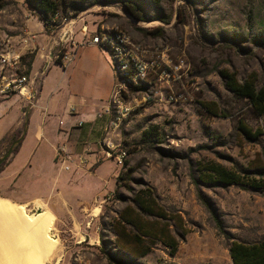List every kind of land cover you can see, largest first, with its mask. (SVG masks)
Masks as SVG:
<instances>
[{"label":"rangeland","instance_id":"374dc122","mask_svg":"<svg viewBox=\"0 0 264 264\" xmlns=\"http://www.w3.org/2000/svg\"><path fill=\"white\" fill-rule=\"evenodd\" d=\"M138 1L145 11L144 21L129 16L120 1L107 0L77 16L70 12L56 32H46L51 37H47L49 42L69 31L75 42L83 44L97 32L122 31L146 56L159 58L162 68L170 70L160 79L149 75L144 92H132L128 87L120 90L132 111L111 137L117 150L127 152L124 161L128 165L106 157L102 142L97 165L88 169L91 174L76 176L74 170L80 167L72 164L66 176L48 188H40V166L35 164L22 188L28 198L26 212L34 215L45 210L55 216L53 233L61 246L57 264H233L229 252L232 240L264 239V188L204 184L196 179L200 169L218 164L249 175L264 186V113L248 99L232 93L226 77L258 87L264 84V0ZM0 3L6 4L0 10V43L22 48L23 56L35 53L37 49H32L24 28L26 19L37 17L36 13L25 0ZM80 33H84L83 40ZM25 38L28 47H24ZM91 47L80 52L84 64L71 80L79 91L77 97L103 106L113 90H119V76L109 52ZM3 49L0 45V53ZM51 58H55L54 51ZM24 106L23 122L25 113L31 111L29 103ZM13 109L9 116L17 119L20 112L17 107ZM64 118L65 127L69 120ZM110 120L112 117L107 123ZM241 126L261 135L248 139ZM14 133L0 139V159L10 148ZM105 138L104 131L103 141ZM15 155H10L0 175ZM150 194L155 210L165 218L140 216L138 220L159 238H136L133 250L124 249L114 237V220L126 208L131 218H137L128 204ZM214 216L224 233L217 229ZM22 220L7 218L1 223L18 227L13 234L19 239L12 233L10 239L20 248L23 241L21 250L32 253L30 260L36 262L39 252L35 250L34 232L21 225ZM173 239L178 246L175 257L170 256L166 244ZM146 250L148 253L141 256Z\"/></svg>","mask_w":264,"mask_h":264},{"label":"crops","instance_id":"0c3cea01","mask_svg":"<svg viewBox=\"0 0 264 264\" xmlns=\"http://www.w3.org/2000/svg\"><path fill=\"white\" fill-rule=\"evenodd\" d=\"M32 16L26 19L24 31L25 35H30L32 49H37L30 78L35 80V84L38 81L40 84L37 88L35 86L37 94L31 106L26 136L14 160L0 175V196L9 198L17 206L24 205L26 209L28 198L23 194L22 188L27 184L26 176L32 172L33 166L35 164L40 166V188L43 186L48 188L55 180L66 176L67 174L56 161L57 147L66 144L75 161L77 157L87 159L84 167L74 170L75 175L91 174L92 172L89 173L88 169L97 165L99 155L102 153L101 143L104 139V129L108 124V117L99 116L102 105H90L77 97L79 91L71 80V76H75L84 64L79 56L80 52L85 50V47L91 46L79 47L71 66L66 69L62 68L56 58H51L54 41L47 40V37H51L46 34L43 23L34 15ZM84 37V33H80L82 40ZM40 44L42 49H40ZM0 45L4 47V51L6 45L9 44L0 43ZM91 48L96 49L93 46ZM15 50L23 53L22 48H15ZM102 51L105 52V50ZM48 61L50 64L43 73ZM40 76L41 80L38 78ZM23 103L26 105L27 102L19 95L0 97V139L22 127L24 116L22 109L25 107ZM72 106L76 110L73 116L69 114ZM14 107H17V111L20 112L17 119L9 116V112ZM64 117L69 121L67 126L60 127V121L64 120ZM57 118H60L58 123ZM81 121L85 123L79 127L78 123ZM259 240L255 239L247 243Z\"/></svg>","mask_w":264,"mask_h":264},{"label":"trees","instance_id":"16d2710c","mask_svg":"<svg viewBox=\"0 0 264 264\" xmlns=\"http://www.w3.org/2000/svg\"><path fill=\"white\" fill-rule=\"evenodd\" d=\"M107 0H25L26 4L32 9L39 20L43 23L46 32L54 33L60 27L63 19H67L69 13L71 12L72 16H77L83 11L87 10L91 6L98 5ZM123 4L124 10L131 16L134 20L144 21V8L138 0H118ZM6 4L0 3V10L5 9ZM165 21V20H163ZM166 23H169L166 20ZM109 52V50L100 48ZM110 53V52H109ZM35 59V53L26 54L22 57V61L25 65V70L22 72L25 75H30L32 70V65ZM114 68V66H113ZM115 71V68H114ZM228 79L227 87L228 89L237 96L248 99L261 114L264 113V84L262 87H258L255 83L245 82L239 83L235 78L230 75L226 76ZM129 90L132 92H144L146 86H133L129 85ZM29 124V113H25V118L23 126L21 129L17 130L13 135L18 136L11 141L10 148L13 146L12 154L15 155L18 153L20 146L26 136L27 129ZM240 129L244 132L248 139H255L261 133L252 134L245 126H241ZM9 148V149H10ZM8 149V150H9ZM8 152V151H7ZM3 157V156H1ZM8 160V159H7ZM6 160V161H7ZM5 161V162H6ZM4 162V163H5ZM4 163L0 166V170L3 168ZM128 162L124 161V166H127ZM200 176L196 179V182L201 183H211L220 186H239L241 188L248 189H261L264 186L261 182L257 181L255 178L250 177L249 175H240L234 171H230L227 168L218 165L211 164L205 169H200ZM248 174V173H246ZM119 179L122 180V175L119 176ZM150 195H147L148 198L136 199L131 201L130 206H127L130 209L131 213H135L137 218H131L129 212L126 208L118 220H114V237L117 240V243L124 249L133 250L134 240L136 238L149 236L156 241V238H159L157 234H151L145 230L143 226L139 224L138 218L140 216L151 217L156 219H164L165 217L155 210L156 205L154 201L150 200ZM145 196V195H144ZM198 197L202 199V194L199 192ZM209 208V206H208ZM214 221L216 227L220 232L224 233L222 224L214 216ZM146 231L145 233H143ZM133 235V236H130ZM163 236V237H162ZM162 238H165L164 234ZM160 237V238H161ZM159 240V239H158ZM170 250V256L175 257L178 251L177 243L173 242L166 243ZM230 257L233 264H264V239H261L254 243L239 242L232 240L230 248ZM148 251L141 252V256H145Z\"/></svg>","mask_w":264,"mask_h":264},{"label":"built area","instance_id":"2783aa9c","mask_svg":"<svg viewBox=\"0 0 264 264\" xmlns=\"http://www.w3.org/2000/svg\"><path fill=\"white\" fill-rule=\"evenodd\" d=\"M67 35L66 40L62 41L61 37ZM24 47H28V39H23ZM79 46H93L109 50L113 66L119 76V84L116 85L119 90L111 95L110 99L102 106L99 111L101 117H112V120L105 126L106 138L103 141L105 144V155L122 164L126 159L127 152L117 150V146L112 142V135L116 134L124 119L131 113L132 107L127 105L121 98V91L123 87L142 86L145 85V80L149 75H155L159 79L167 77L169 69H163L159 58L152 55L146 56L140 48L134 44L126 34L122 31H114L111 33L97 32L94 36L88 38L83 44L75 42L71 36V32L66 31L60 33L59 38L54 40L52 51L55 52V58L59 61L62 68L66 69L74 62L76 57V50ZM71 49V50H70ZM22 57L21 52L16 51L9 45L3 52L0 53V97H7L10 95H19L23 100L33 105L37 89L35 88V80L30 78V75L22 73ZM169 62V61H168ZM50 61H48L43 69L46 72ZM113 110H116L113 113ZM70 115H75V107L69 110ZM64 123L60 121V127ZM84 124L78 123L79 127ZM56 161L60 164L61 169L65 172H70L72 164L78 167H84L87 164L85 157H77L70 153L66 144H61L57 147Z\"/></svg>","mask_w":264,"mask_h":264},{"label":"bare ground","instance_id":"6f19581e","mask_svg":"<svg viewBox=\"0 0 264 264\" xmlns=\"http://www.w3.org/2000/svg\"><path fill=\"white\" fill-rule=\"evenodd\" d=\"M41 207L42 206L40 205V203H38V208ZM7 218H13V220H18V218L23 219L21 225L25 224L26 228L31 227L30 229L32 230V232H34V237L36 239V241L35 239L33 241H35L36 245L34 244L33 241L32 242L35 245V250L40 253L39 254L33 250L38 255H40L39 257L38 255H36L37 258L34 255V261L36 259L39 261L36 260V262H32L31 260H33L32 259L33 255L30 252L31 253L30 256L27 250H25L27 253L24 254L25 252L23 251L24 249L21 250V248H23L22 245L23 241L22 244H20L21 248L19 247V244H16V241L14 240L17 239L18 237L16 238V235H14L15 233L13 234V232L17 231L18 227L14 223H11V225L8 223H1L2 222L1 220ZM21 225L20 227H22ZM54 231H55V216L49 211L44 210L42 213L29 215L26 212V206L24 205L17 206L13 204V202H10L5 198L0 197V264H31V262L32 264L33 263L47 264V263H51L54 259L57 260L55 263L57 264V262L59 261L61 246L58 237L55 235V233H53ZM11 233L13 234V236H15L14 240L13 238L10 239V237H12V235H10ZM19 233L20 232H16V234ZM25 248H27L26 244H25ZM34 252L33 254H36Z\"/></svg>","mask_w":264,"mask_h":264},{"label":"water","instance_id":"95a60500","mask_svg":"<svg viewBox=\"0 0 264 264\" xmlns=\"http://www.w3.org/2000/svg\"><path fill=\"white\" fill-rule=\"evenodd\" d=\"M67 35H63L61 37L62 41L66 40ZM12 150H13V146L8 150V152L0 159V166L10 157V155L12 154Z\"/></svg>","mask_w":264,"mask_h":264}]
</instances>
